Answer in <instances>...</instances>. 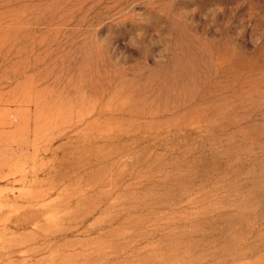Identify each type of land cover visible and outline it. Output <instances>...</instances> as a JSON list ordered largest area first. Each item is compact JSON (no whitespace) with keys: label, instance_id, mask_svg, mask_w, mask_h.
Masks as SVG:
<instances>
[{"label":"rangeland","instance_id":"1","mask_svg":"<svg viewBox=\"0 0 264 264\" xmlns=\"http://www.w3.org/2000/svg\"><path fill=\"white\" fill-rule=\"evenodd\" d=\"M0 264H264V0H0Z\"/></svg>","mask_w":264,"mask_h":264}]
</instances>
